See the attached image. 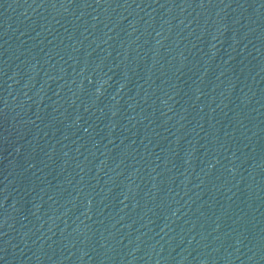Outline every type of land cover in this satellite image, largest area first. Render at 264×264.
Returning <instances> with one entry per match:
<instances>
[{
    "label": "water",
    "instance_id": "obj_1",
    "mask_svg": "<svg viewBox=\"0 0 264 264\" xmlns=\"http://www.w3.org/2000/svg\"><path fill=\"white\" fill-rule=\"evenodd\" d=\"M0 264H264V0H0Z\"/></svg>",
    "mask_w": 264,
    "mask_h": 264
}]
</instances>
